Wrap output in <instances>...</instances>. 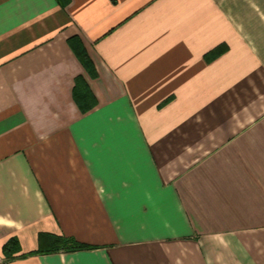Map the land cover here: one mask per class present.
Wrapping results in <instances>:
<instances>
[{
  "label": "crops",
  "instance_id": "1",
  "mask_svg": "<svg viewBox=\"0 0 264 264\" xmlns=\"http://www.w3.org/2000/svg\"><path fill=\"white\" fill-rule=\"evenodd\" d=\"M0 264H264V0H0Z\"/></svg>",
  "mask_w": 264,
  "mask_h": 264
},
{
  "label": "trees",
  "instance_id": "2",
  "mask_svg": "<svg viewBox=\"0 0 264 264\" xmlns=\"http://www.w3.org/2000/svg\"><path fill=\"white\" fill-rule=\"evenodd\" d=\"M216 52L217 51L215 50L212 53L208 54L207 58L208 59L212 58L214 54H216ZM74 95L83 112H86L88 109L92 107V105L90 104L86 105V97L82 93L81 86L78 82L76 83V87L74 89ZM45 236L49 238V245L42 247V249H39L37 253H52V252H59V251L72 252V251H77V250L92 249L95 247V246L85 244L83 242H79L76 239L70 238V237L50 236L48 234L47 235L42 234V238ZM14 245H16V242L14 239L8 240L4 244V247H3L4 251L6 253L11 252L13 250Z\"/></svg>",
  "mask_w": 264,
  "mask_h": 264
}]
</instances>
